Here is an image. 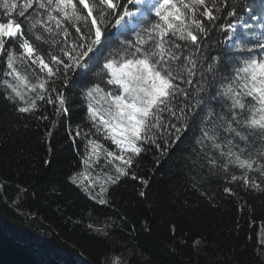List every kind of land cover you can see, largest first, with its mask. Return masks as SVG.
<instances>
[{"label":"snow or ice","instance_id":"obj_1","mask_svg":"<svg viewBox=\"0 0 264 264\" xmlns=\"http://www.w3.org/2000/svg\"><path fill=\"white\" fill-rule=\"evenodd\" d=\"M0 10V90L16 112L47 104L66 115L63 89H80L91 125L75 132L87 140L81 163L103 160L101 170L115 171L87 186L76 176L91 173L69 177L90 198L99 183L98 202L107 203V185L137 179L129 170L142 153H156L159 164L186 142L198 168L264 191V0H0ZM105 227L89 224L107 235Z\"/></svg>","mask_w":264,"mask_h":264},{"label":"trees","instance_id":"obj_2","mask_svg":"<svg viewBox=\"0 0 264 264\" xmlns=\"http://www.w3.org/2000/svg\"><path fill=\"white\" fill-rule=\"evenodd\" d=\"M69 88L68 113L59 117L47 104L20 114L0 90V264H264V191L198 168L191 142L178 143L159 164L156 153H142L129 170L137 179L121 177L107 203L72 183L69 177L87 171V140L75 132L91 125L80 89ZM212 106L219 111L216 101ZM105 169L115 173L111 164ZM89 224L108 225L107 235Z\"/></svg>","mask_w":264,"mask_h":264},{"label":"rangeland","instance_id":"obj_3","mask_svg":"<svg viewBox=\"0 0 264 264\" xmlns=\"http://www.w3.org/2000/svg\"><path fill=\"white\" fill-rule=\"evenodd\" d=\"M17 68H18L22 73L27 74L29 80H31V81H33V82L35 81V73L32 74V73L30 72V69H29V66H28V65H26V64H17ZM94 139L100 141V140L97 139V138H94ZM101 142L105 144L104 141H101ZM105 145H106V144H105ZM106 146H107V145H106ZM102 161H103V160H101L100 164H99L97 167L86 168L87 171H84V170H83V171H81V172L76 173V174L84 173L85 175H87L88 173H91V175L89 176L88 179H84V176H83V175H77V176H76L77 181H78V182H81V181H82L83 185H84V186H87V185L89 184L90 181H95L97 177H99L101 180H105V179H106V176H105L106 173H107V174H110V175H115V173L107 171V169H105V167H103V169L101 170V165H103ZM85 167H86V166H84V168H85ZM86 169H85V170H86ZM113 170H114V168H113ZM111 185H113V184H109V185H107L108 189L111 187ZM100 187H101V185H100L99 183H96V184L94 185L93 188H90V189H89V192H91L92 197H95V198H92V199L95 200V201H99V200L101 199V197L97 195V193L100 191ZM80 188H81V187H80ZM83 191H84V190H83ZM107 192H108V191H107ZM107 192L103 194V198L106 199V200H107ZM84 193L87 194V195L89 196L88 192L84 191ZM89 197H90V196H89Z\"/></svg>","mask_w":264,"mask_h":264},{"label":"water","instance_id":"obj_4","mask_svg":"<svg viewBox=\"0 0 264 264\" xmlns=\"http://www.w3.org/2000/svg\"><path fill=\"white\" fill-rule=\"evenodd\" d=\"M56 264H59V263H56Z\"/></svg>","mask_w":264,"mask_h":264}]
</instances>
